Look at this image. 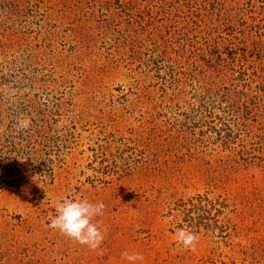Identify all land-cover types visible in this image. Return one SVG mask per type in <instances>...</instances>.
Masks as SVG:
<instances>
[{"label": "rangeland", "instance_id": "1", "mask_svg": "<svg viewBox=\"0 0 264 264\" xmlns=\"http://www.w3.org/2000/svg\"><path fill=\"white\" fill-rule=\"evenodd\" d=\"M0 264H264V0H0Z\"/></svg>", "mask_w": 264, "mask_h": 264}, {"label": "clouds", "instance_id": "2", "mask_svg": "<svg viewBox=\"0 0 264 264\" xmlns=\"http://www.w3.org/2000/svg\"><path fill=\"white\" fill-rule=\"evenodd\" d=\"M55 207L56 215L49 221L50 228L90 248H96L101 243L103 234L93 220L102 214L104 208L102 202L61 198L57 200ZM196 239L194 233L183 228L177 232L178 242L185 247L193 245ZM121 255L128 261L142 259L139 253L122 252Z\"/></svg>", "mask_w": 264, "mask_h": 264}]
</instances>
